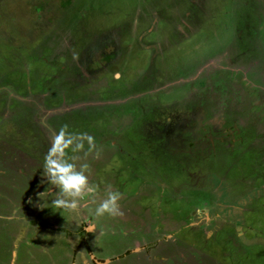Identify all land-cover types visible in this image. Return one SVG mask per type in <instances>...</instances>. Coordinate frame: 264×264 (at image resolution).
I'll use <instances>...</instances> for the list:
<instances>
[{
    "label": "rangeland",
    "instance_id": "1",
    "mask_svg": "<svg viewBox=\"0 0 264 264\" xmlns=\"http://www.w3.org/2000/svg\"><path fill=\"white\" fill-rule=\"evenodd\" d=\"M0 264H264V0H0Z\"/></svg>",
    "mask_w": 264,
    "mask_h": 264
},
{
    "label": "clouds",
    "instance_id": "2",
    "mask_svg": "<svg viewBox=\"0 0 264 264\" xmlns=\"http://www.w3.org/2000/svg\"><path fill=\"white\" fill-rule=\"evenodd\" d=\"M89 139H91L89 137ZM71 143L64 134L58 136L46 154L42 172L41 183L51 184L57 189V197L52 201L53 209H69L75 211L79 208L80 199L86 194L95 192L94 186L88 183L82 171L64 159V149ZM46 178V179H45ZM43 192L38 195L41 196ZM120 196L109 191L107 198L96 208L95 214L116 216L122 215L119 208Z\"/></svg>",
    "mask_w": 264,
    "mask_h": 264
},
{
    "label": "flooded vegetation",
    "instance_id": "3",
    "mask_svg": "<svg viewBox=\"0 0 264 264\" xmlns=\"http://www.w3.org/2000/svg\"><path fill=\"white\" fill-rule=\"evenodd\" d=\"M115 48V47H114ZM224 115V114H223ZM201 118H198V122H197V124L195 125L194 124V127H200V130L203 132L204 131V128L202 127V126H206L205 124H202L203 123V120L201 119ZM232 119H234L232 116H231V119L230 120H232ZM199 120H200V122H199ZM207 121H210L211 122V120L210 119H207ZM230 126H232L231 124H230ZM179 127H181V126H179ZM202 127V128H201ZM233 127V126H232ZM208 128V127H207ZM203 129V130H202ZM233 129V128H232ZM233 131H234V129H233ZM177 133V131H175V133L174 134H176ZM171 134V133H170ZM173 134V135H174ZM228 135V134H227ZM230 135V134H229ZM192 138H197L196 136H190L189 134H186V136H182V132H180V133H177L176 134V136H175V138H173V142L172 143H174V141L175 140H177L179 143H182V142H184L185 140L187 141V140H190V139H192ZM217 138V141L218 142H220V141H222V140H224V139H226V135H224V137L223 136H219V137H216ZM236 138L238 139V137H236V136H228L227 137V140H230V141H235L236 140ZM166 140H168L169 141V137H166L165 138ZM198 139V138H197ZM168 141H166V142H168ZM179 145V144H178ZM172 146H174V145H172ZM212 148H214V145L212 146Z\"/></svg>",
    "mask_w": 264,
    "mask_h": 264
}]
</instances>
